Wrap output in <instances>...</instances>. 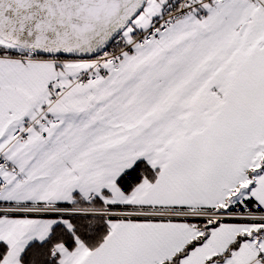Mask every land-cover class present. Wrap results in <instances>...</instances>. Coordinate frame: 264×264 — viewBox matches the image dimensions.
<instances>
[{
    "label": "snow or ice",
    "instance_id": "snow-or-ice-1",
    "mask_svg": "<svg viewBox=\"0 0 264 264\" xmlns=\"http://www.w3.org/2000/svg\"><path fill=\"white\" fill-rule=\"evenodd\" d=\"M0 264H264V0H0Z\"/></svg>",
    "mask_w": 264,
    "mask_h": 264
}]
</instances>
